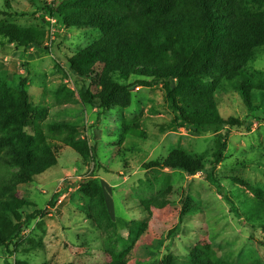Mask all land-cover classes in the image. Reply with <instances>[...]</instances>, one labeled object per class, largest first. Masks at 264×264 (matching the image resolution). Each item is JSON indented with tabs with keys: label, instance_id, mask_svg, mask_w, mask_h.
<instances>
[{
	"label": "rangeland",
	"instance_id": "obj_1",
	"mask_svg": "<svg viewBox=\"0 0 264 264\" xmlns=\"http://www.w3.org/2000/svg\"><path fill=\"white\" fill-rule=\"evenodd\" d=\"M94 2L0 0V28L14 24L43 32L42 44L27 49L0 35V110L17 109L16 93L24 82L30 104L46 109L30 114L34 122L65 121L88 145L81 154L60 143L55 163L18 192L43 215L23 228L9 246L11 253L0 247V264H106L105 252L121 253L126 264H160L165 255L174 264H198V249L226 264H264V230L239 218L226 199L235 204L240 197L264 201V49L239 70L251 83L255 109H248L236 91L221 88L218 78L209 81L219 114L244 125L176 127L162 86L137 85V79H148L134 75H113L129 91L119 104L110 109L92 106L79 96L80 87L92 81L72 72L66 58L98 38L96 21L71 11L79 23L63 25L50 9L66 4L92 8ZM248 13L264 16V5H250ZM19 121L14 111L9 123ZM220 138L226 147L213 168ZM173 150L183 151L204 169L189 175L146 167ZM211 170L221 191L206 177ZM89 179L102 191L84 187ZM63 199L66 204L57 208ZM132 223L137 236L129 234Z\"/></svg>",
	"mask_w": 264,
	"mask_h": 264
},
{
	"label": "trees",
	"instance_id": "obj_2",
	"mask_svg": "<svg viewBox=\"0 0 264 264\" xmlns=\"http://www.w3.org/2000/svg\"><path fill=\"white\" fill-rule=\"evenodd\" d=\"M94 4L90 5L92 8L72 9L66 4L50 9L51 16L63 25L79 23L80 18L71 11L92 15L96 21L98 38L66 58L72 72L92 81L79 89L83 102L112 108L120 103L121 95L129 94L127 86L114 81L113 75H134L148 79H137V85L162 86L176 127L245 124L219 114L209 81L218 78L221 88L236 91L248 109H255L251 83L239 70L264 49V16L248 13L250 5H264V0H95ZM0 35L8 44L23 49L43 42L42 31L14 24L1 27ZM16 107L0 110V247L8 254L9 246L19 239L23 228L43 215L18 192L55 163L54 151L60 143L81 154L88 152L87 142L77 139L75 126L57 120L39 124L30 118L31 113L44 114L46 109L30 104L24 82L16 93ZM14 111L20 121L9 123ZM135 133L142 135L139 128ZM220 139L213 168L226 147ZM92 156L98 163L95 152ZM146 167L179 169L189 175L204 169L202 163L181 150H173L165 160L152 161ZM206 177L221 191L214 170ZM83 182L84 187L102 191L95 179ZM60 195L61 192L53 195L51 205ZM226 199L239 218L252 225L258 223L264 230V201L240 197L235 204L230 197ZM65 204L63 199L57 208ZM29 208L34 209L23 212ZM133 225L129 234L137 236L139 230ZM261 244L264 246V241ZM103 256L106 264H126L121 253L105 252ZM194 259L198 264H226L201 249L194 252ZM160 264L174 262L165 255Z\"/></svg>",
	"mask_w": 264,
	"mask_h": 264
}]
</instances>
